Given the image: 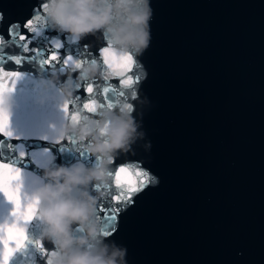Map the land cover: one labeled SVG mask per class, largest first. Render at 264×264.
I'll return each mask as SVG.
<instances>
[{"label": "water", "instance_id": "obj_1", "mask_svg": "<svg viewBox=\"0 0 264 264\" xmlns=\"http://www.w3.org/2000/svg\"><path fill=\"white\" fill-rule=\"evenodd\" d=\"M40 2L0 0V34L6 41L0 44V62L6 70L22 73L5 93L9 127L17 135L0 138V158L14 160L23 169L22 199L39 198L36 214L26 222L28 239L8 264H47L36 240L59 251L39 214L43 201L36 192L50 181L46 170L98 165L97 156L83 147L87 139L80 141L69 133L75 143L64 141L62 151L54 141L57 129L71 117L61 107L59 85L67 67L60 64L71 54L99 64L105 72L98 48L110 41L109 33L101 28L76 37L52 27L46 17L47 27L40 35L29 33L35 36L33 45L43 51L24 53L18 65L10 56L22 49L9 38V25L23 24ZM151 8L150 43L139 56L133 53L146 71L139 84L144 99L132 112L139 122L137 131L144 134L133 141L134 151L118 152L113 163H128L134 169L135 161L143 160L156 182L119 213L110 236L104 235L105 220L96 207L93 216L99 231L82 246L107 244L109 251L113 244L126 246L128 264H264V0H151ZM53 36L63 46L60 62L51 68L40 60ZM54 69L58 80L50 84ZM78 72H72L74 78ZM104 76L96 78L100 87L95 97L101 103ZM87 81L74 92L70 112L75 105L83 106ZM128 90L121 97L109 92L114 110ZM86 112L99 118V110ZM20 146L28 154L23 158L18 155ZM111 185L113 176L108 182H90L87 190L102 193L99 201L110 199ZM83 188L77 185L74 194ZM12 207L0 193V221L12 218ZM72 229L77 235L86 232L79 222Z\"/></svg>", "mask_w": 264, "mask_h": 264}, {"label": "clouds", "instance_id": "obj_2", "mask_svg": "<svg viewBox=\"0 0 264 264\" xmlns=\"http://www.w3.org/2000/svg\"><path fill=\"white\" fill-rule=\"evenodd\" d=\"M151 15V0H48L46 12L52 27L67 30L76 37L103 28L109 33L115 50L131 52L135 56H139L150 43ZM76 68L79 72L74 78L72 72ZM66 71L67 76L60 83L59 92L61 100L69 102L85 78L94 82L95 88H99L96 78L105 75L99 64L88 63L86 59L78 67H67ZM56 80L58 76L54 69L49 83ZM143 99L138 86L129 89L123 101H116V110L97 106L99 118L89 115L82 105H75L71 111L79 114V120L70 117L57 129L58 136L67 138L72 133L80 141L87 139L88 142L83 147L97 156L98 165L87 167L83 163H77L70 167L57 165L46 170L45 175L50 177V181L36 192L43 201L39 214L47 225V237L59 249L48 256L46 262L128 264L126 246L113 244L111 251L107 244L99 248L82 246L99 231L93 213L100 195H103H93L87 190V185L93 181L108 182L109 165L116 159L118 152L134 151L133 141L144 133L142 130L137 131L139 122L132 112L137 110V103ZM95 100L99 105V99L95 97ZM129 104H133V108L130 109ZM146 143L150 145V141ZM80 184L85 185V188L79 189V195H76L73 190ZM76 222L86 228L84 234H74L72 225Z\"/></svg>", "mask_w": 264, "mask_h": 264}, {"label": "snow or ice", "instance_id": "obj_3", "mask_svg": "<svg viewBox=\"0 0 264 264\" xmlns=\"http://www.w3.org/2000/svg\"><path fill=\"white\" fill-rule=\"evenodd\" d=\"M47 7L48 0H41L40 4L34 8L33 14L23 24L14 21L9 25V38L15 40L16 44L22 49L20 54L10 56V59L16 64L23 63L24 53L39 54L43 51L33 45L32 41L35 36H30L29 33L40 35L47 27ZM69 39L74 41L77 38L70 36ZM104 41L103 45L98 48L99 59L105 65V83L102 88L104 103L100 102L97 105L94 82L87 81L83 85L85 92L88 94L83 102V107L86 111L93 113L96 111L97 106L112 107L114 105V99H110L108 95L110 91L115 97L125 96L126 90L139 87L141 80L146 76L138 57H135L131 52H118L112 47L109 40ZM5 42V37L0 34V44ZM62 46V40L59 37H50L47 54L42 57L40 63L51 68L56 67L54 62H60L61 53L59 49ZM84 59L67 54L63 56L60 66L62 68L78 67ZM0 61H3V56H0ZM20 75L22 73L19 70H6L3 63L0 62V134H2L0 138L11 139L17 135L9 127V112L4 107V99L5 93L12 90L8 85L14 84L15 78ZM61 107L66 116L71 115L73 119H78L77 113L70 112L69 101L65 100ZM129 108H133V104H129ZM54 141L61 151L66 147L64 141L75 143L70 136L67 138L57 136ZM0 143H3V139H0ZM8 146L12 147V144L9 143ZM43 151L51 152V149L45 148ZM18 155L23 158L28 154L20 146ZM81 155H84V153H81ZM33 160H35V156H33ZM135 165L133 169L132 165L128 163H120L118 166L112 163L109 172V175L114 177V185L110 186L112 194L110 199L100 200L97 204V211L105 220L104 235L106 237L116 231L119 213L131 207L135 203V198L156 182L155 175L143 160H136ZM22 171L23 169L14 160L0 158V193H3L6 199L13 204L11 208L12 218L0 221V264H8L9 258L14 252L24 246L25 241L28 239L26 222L36 214L39 203V198L36 196L22 199ZM34 243L41 249L43 254H46V257L55 253V249L45 248L39 240L34 241ZM47 264H50V261H47Z\"/></svg>", "mask_w": 264, "mask_h": 264}]
</instances>
